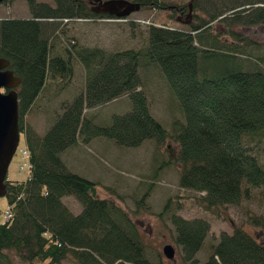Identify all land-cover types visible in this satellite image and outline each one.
Returning <instances> with one entry per match:
<instances>
[{"label": "trees", "instance_id": "1", "mask_svg": "<svg viewBox=\"0 0 264 264\" xmlns=\"http://www.w3.org/2000/svg\"><path fill=\"white\" fill-rule=\"evenodd\" d=\"M53 1L54 7L27 0L30 19L0 20V58L21 81L16 89L19 132L32 166L29 181H5L12 218L0 221V264H12L9 252L28 264H156L147 257V245L130 214L98 199L97 184L70 173L62 156L79 141L89 145L106 139L136 149L147 141L171 140L179 147L174 161L180 166V188L200 195L199 206L213 214L239 206L252 189L264 188V165L252 148L264 140V56L253 58V42L235 30L264 26V0H194V12L205 7L214 14L206 21L197 18L187 31L151 26L144 49L107 53L72 47L64 56L52 57L47 37L51 24L127 21L98 12L94 7L103 5L101 0ZM116 1L145 12L169 9L161 0ZM73 61L85 70V91L64 106V113L40 137L23 119L49 77L59 89L71 83ZM150 66L159 69L180 104L185 124L175 121L171 133L151 116L139 90V70ZM123 97L132 109L113 116L110 125L84 117L85 111ZM70 196L83 207L78 216L62 203ZM166 212L168 205L162 214ZM248 220L264 228L263 218L249 215ZM171 222L183 264H199L196 256L210 225L175 215ZM233 230L231 236L221 235L204 264H264V243L244 229Z\"/></svg>", "mask_w": 264, "mask_h": 264}, {"label": "rangeland", "instance_id": "2", "mask_svg": "<svg viewBox=\"0 0 264 264\" xmlns=\"http://www.w3.org/2000/svg\"><path fill=\"white\" fill-rule=\"evenodd\" d=\"M101 1L107 3L112 0ZM161 1L169 6L168 10L136 11L126 17L127 21L114 19L88 23H50L47 37L52 45V57L64 56L66 50L72 47L99 48L107 53L141 50L148 46V31L151 26L187 31L188 24L195 22L197 18L206 21L214 14L205 7H202V11L194 12V0ZM35 2L55 6L53 0ZM94 8L100 12L105 10L101 4ZM119 11L121 9L110 7L107 12ZM30 18L27 0H10L0 5V20ZM235 30L253 42L254 48L250 51L253 58L264 56V26L239 27ZM73 68V79L63 89H59L57 82L49 77L47 88L23 119L24 125L40 137L64 113V106L70 105L85 91L84 68L78 61H73ZM139 76L142 82L139 90L147 98L151 116L169 133L172 132L175 121L185 124L179 101L171 93L159 69L155 66L141 68ZM131 109L130 100L123 97L105 106L85 111L84 117L99 126H108L113 116L127 114ZM25 147V138L21 135L19 149ZM252 148L264 165V140L253 144ZM178 151V145L171 140L161 143L147 141L139 148L126 149L117 147L114 142L106 139H95L89 145H83L79 141L78 145L64 153L62 160L70 173L97 184L98 199L114 202L130 214L147 245V257L156 264H183L181 250L175 244L176 230L171 222L174 215L187 221L203 220L210 225L209 235L196 256L199 264L208 260L211 248L219 243L222 234H233V227L244 229L264 243V228H255L248 220L249 215L264 219V188L252 189L251 197L243 200L239 206L223 208L218 214L206 212L198 204L197 198L200 195L179 186L180 166L174 161ZM24 163L18 152L8 169L9 181L26 180L27 174L20 173ZM144 197V203L140 205L139 202ZM62 203L74 216H78L83 210L78 200L72 196L65 197ZM166 205L168 212L162 214ZM7 209L8 203L3 197L0 199L1 222L5 221ZM168 245L175 250L174 261L163 255V249ZM8 255L12 264H28L18 260L13 252ZM33 264L49 263L34 261ZM63 264L72 263L67 261Z\"/></svg>", "mask_w": 264, "mask_h": 264}, {"label": "water", "instance_id": "3", "mask_svg": "<svg viewBox=\"0 0 264 264\" xmlns=\"http://www.w3.org/2000/svg\"><path fill=\"white\" fill-rule=\"evenodd\" d=\"M7 0H0V4ZM103 12H107L110 7L121 9V12H108L118 18H126L131 13L139 11L138 5L125 1H109L104 3ZM100 12V10H98ZM20 79L16 78L9 70V63L0 58V199L5 197V181L8 169L13 156L20 142L19 122H18V96L16 89L20 86ZM2 91H7L3 93ZM166 259L175 260V250L172 246L163 249Z\"/></svg>", "mask_w": 264, "mask_h": 264}, {"label": "built area", "instance_id": "4", "mask_svg": "<svg viewBox=\"0 0 264 264\" xmlns=\"http://www.w3.org/2000/svg\"><path fill=\"white\" fill-rule=\"evenodd\" d=\"M19 153L22 155V159L25 161V163L21 166V171L20 172H25L27 174V180H30L31 177V171H32V166L30 162V155L28 150L26 149H21ZM12 218L10 210L6 212V220H10Z\"/></svg>", "mask_w": 264, "mask_h": 264}]
</instances>
